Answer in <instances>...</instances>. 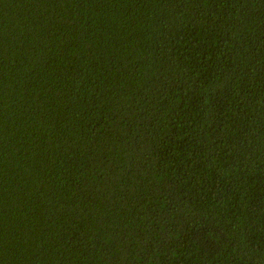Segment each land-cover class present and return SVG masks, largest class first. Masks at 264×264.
Masks as SVG:
<instances>
[{
  "label": "trees",
  "instance_id": "1",
  "mask_svg": "<svg viewBox=\"0 0 264 264\" xmlns=\"http://www.w3.org/2000/svg\"><path fill=\"white\" fill-rule=\"evenodd\" d=\"M0 264H264V0H0Z\"/></svg>",
  "mask_w": 264,
  "mask_h": 264
}]
</instances>
